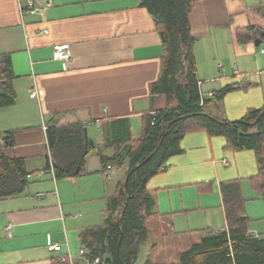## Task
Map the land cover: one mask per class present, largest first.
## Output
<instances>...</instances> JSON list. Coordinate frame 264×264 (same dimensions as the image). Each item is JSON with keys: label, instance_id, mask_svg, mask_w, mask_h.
<instances>
[{"label": "crops", "instance_id": "1", "mask_svg": "<svg viewBox=\"0 0 264 264\" xmlns=\"http://www.w3.org/2000/svg\"><path fill=\"white\" fill-rule=\"evenodd\" d=\"M34 2L38 10L22 12L18 0H0V79L6 65L15 95L14 102L0 105V148L23 157L30 172L25 192L0 199V264H66L59 257L69 251L80 264L81 233L117 214L127 168L103 171L99 154L116 153L123 141L142 135L145 114L176 107L177 100L152 90L162 73L164 46L141 0ZM261 10L246 0L192 3L202 97L240 84L205 106L218 120L240 119L264 105V47L259 59L254 55L264 38L245 46L236 39L239 26L264 28L256 19L264 17ZM57 44L68 45L69 59L53 57ZM69 124H82L83 132L86 126L93 143L85 144L79 170L58 178L48 129ZM7 133L12 143L3 139ZM180 146L147 180L158 229L141 244L137 263L151 255L155 264H179L180 254L207 234L227 229L225 181H239L250 234L264 241V197L252 181L259 172L255 151L234 148L226 136L205 128L186 131ZM51 243L61 250L50 249Z\"/></svg>", "mask_w": 264, "mask_h": 264}, {"label": "trees", "instance_id": "2", "mask_svg": "<svg viewBox=\"0 0 264 264\" xmlns=\"http://www.w3.org/2000/svg\"><path fill=\"white\" fill-rule=\"evenodd\" d=\"M194 1L141 0L152 14L164 46L162 73L152 84V90L176 99L177 106L145 114L142 135L123 141L113 155L99 154L103 171L127 167L125 178L119 182V210L104 225L83 231L81 239L88 254L103 258L111 255L112 264H138L141 244L149 239L152 230L158 229L157 211L146 187L147 180L162 169L170 155L181 151L180 140L190 129L205 128L211 134L226 136L234 148L253 149L259 169L252 177L253 188L264 197V113L261 114L264 105L232 121L218 120L205 111L206 105L240 84L231 83L212 96L202 97L191 53L194 37L190 14ZM257 37L264 38V28L259 25L236 28L241 46ZM2 70L6 77L0 79V105L15 101L10 69L5 65ZM119 125L118 130L122 128ZM83 136L82 124L48 129L56 177L70 176L84 163L87 147ZM29 173L23 157L11 156L0 148V199L25 192ZM221 190L228 228L207 234L181 253L179 264H264V241L250 234L249 217L244 210L247 198L239 181L222 182ZM144 264H155L151 255Z\"/></svg>", "mask_w": 264, "mask_h": 264}, {"label": "built area", "instance_id": "3", "mask_svg": "<svg viewBox=\"0 0 264 264\" xmlns=\"http://www.w3.org/2000/svg\"><path fill=\"white\" fill-rule=\"evenodd\" d=\"M18 2L22 12L23 11L34 12L39 9V7L35 4L34 0H18ZM44 31L48 32L47 29H45ZM53 57L55 59H69L71 57V52L68 48V45L66 44L55 45ZM209 95L212 96L213 92H210ZM255 235L257 236L258 234ZM49 248L58 251L61 250V244L51 243L49 245ZM77 255L82 259V262L80 264H104L103 257H101L100 255L93 256L92 254H88L85 247H81L78 250ZM59 258L62 263L76 264V262L74 261L75 255L71 253V251L67 253H62Z\"/></svg>", "mask_w": 264, "mask_h": 264}, {"label": "rangeland", "instance_id": "4", "mask_svg": "<svg viewBox=\"0 0 264 264\" xmlns=\"http://www.w3.org/2000/svg\"><path fill=\"white\" fill-rule=\"evenodd\" d=\"M247 1V3L249 4V6L250 5H252V4H257V6L260 8V9H262L261 11L264 13V0H246ZM257 20H261L260 22H262L263 24H264V17L262 18V17H257L256 18ZM261 47H264V39L256 46V51H257V53L256 54H254L255 56H257L258 57V59L263 55V54H261L260 52H259V50L261 49ZM258 48H260V49H258ZM195 49H197V47L196 46H194V41H193V43H192V46H191V53L193 54V58L195 57V53H194V50ZM204 53H205V55L206 56H208L209 54H210V50L207 48L206 49V51H204ZM195 59V58H194ZM258 71L260 72L261 71V69H259L258 68ZM263 71V70H262ZM264 72V71H263ZM263 78H264V76H263ZM91 164H89L88 166H90ZM34 173V172H33ZM32 178H35V176H33ZM32 182H30V184H31ZM141 256H143L142 255V252L140 253V257ZM140 257H139V260H140Z\"/></svg>", "mask_w": 264, "mask_h": 264}, {"label": "water", "instance_id": "5", "mask_svg": "<svg viewBox=\"0 0 264 264\" xmlns=\"http://www.w3.org/2000/svg\"><path fill=\"white\" fill-rule=\"evenodd\" d=\"M264 113V110L262 111L261 114ZM3 139H5L6 141H8L9 143H12V140L9 138V134H4L3 135ZM84 139H85V144L88 145L90 142L93 143L92 139H89L88 137V133H87V127H84ZM80 168V164L77 166L76 170L78 171ZM128 177H126L125 182L127 181ZM104 264H112V256L111 255H106L104 258Z\"/></svg>", "mask_w": 264, "mask_h": 264}]
</instances>
